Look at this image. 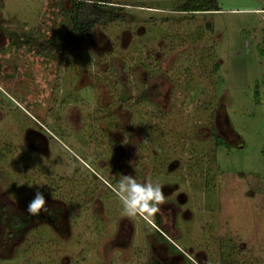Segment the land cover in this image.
Segmentation results:
<instances>
[{
  "label": "rangeland",
  "instance_id": "rangeland-1",
  "mask_svg": "<svg viewBox=\"0 0 264 264\" xmlns=\"http://www.w3.org/2000/svg\"><path fill=\"white\" fill-rule=\"evenodd\" d=\"M112 1L125 20L63 49L70 0H0V264H264V0H214L220 10L193 16L181 0ZM111 113L127 134L113 153ZM32 129L47 152L26 143ZM99 159L163 185L160 226L121 213L96 230L102 202L116 211L89 173ZM52 184L60 195L42 213L60 204L61 233L26 210ZM12 213L29 218L18 234Z\"/></svg>",
  "mask_w": 264,
  "mask_h": 264
},
{
  "label": "trees",
  "instance_id": "trees-1",
  "mask_svg": "<svg viewBox=\"0 0 264 264\" xmlns=\"http://www.w3.org/2000/svg\"><path fill=\"white\" fill-rule=\"evenodd\" d=\"M173 7H175V10L179 12L192 14V16L194 14H203V13L208 14L209 11L213 12L220 10V7L217 6L214 0H181L176 2V6ZM121 8L124 7L113 5L112 0H95V2L92 4L86 3L85 0H70V6L68 9H66V14H65L69 22V26L67 28L68 33L60 38L61 41L59 40V42H61L63 49L67 47H75L79 45L83 37L89 34L98 25H103L114 21L125 20L126 13L123 12L122 11L123 9ZM205 27L206 29H211L212 26L210 23L207 22ZM26 37L30 39L28 36ZM136 65L138 67L140 66V64H136ZM70 95H71L70 93L66 94L65 95L66 97L64 98L71 97ZM141 96H143V94ZM121 98H125V97H121ZM115 117L116 116L114 114L112 113L110 114V119L108 120V122L110 123V127L107 125L108 126L107 129L111 130L112 127H117L118 125H119L118 128L119 129L121 128L120 124L117 125V121H116L117 119H115ZM55 126H56L55 130L57 134H59L60 136H64V134L61 131L62 127H59V125L57 124ZM102 132L106 133V131L104 130H102ZM85 136H86V132H82V134L80 132V138L83 137L82 139H85ZM212 138L214 140V145L219 143L220 139L219 136L216 135L215 131L212 133ZM212 161H213V156H212ZM197 165H199V162L187 166L189 172L195 174ZM58 187L59 186L52 184L50 186L44 187L43 192L46 194L45 196L49 198L57 199L60 195L57 192ZM63 203L68 204L67 201H63ZM69 205L70 204H68V206ZM5 216H7V214L4 213L2 218L4 219ZM27 221H29V218L26 217L24 218L19 213H12L7 217L8 230H14L18 234L21 232L22 227L25 224H27ZM155 224L156 225L160 224V220L158 216H156L155 218ZM155 236L159 240H163L167 242L170 252L176 251L175 247L169 242V240L165 236H163L161 231L155 230ZM1 257L9 258L10 256L9 257L2 256V254H0V258ZM153 264H159V262L154 261Z\"/></svg>",
  "mask_w": 264,
  "mask_h": 264
},
{
  "label": "clouds",
  "instance_id": "clouds-1",
  "mask_svg": "<svg viewBox=\"0 0 264 264\" xmlns=\"http://www.w3.org/2000/svg\"><path fill=\"white\" fill-rule=\"evenodd\" d=\"M85 2L92 4L95 0H85ZM162 187L163 185L159 182H140L134 176L124 175L115 186L114 192L121 202L123 215L154 217L167 203ZM39 188L40 186L36 187L33 198L29 201L26 209L33 216L39 215L42 211H48L47 198Z\"/></svg>",
  "mask_w": 264,
  "mask_h": 264
},
{
  "label": "flooded vegetation",
  "instance_id": "flooded-vegetation-1",
  "mask_svg": "<svg viewBox=\"0 0 264 264\" xmlns=\"http://www.w3.org/2000/svg\"><path fill=\"white\" fill-rule=\"evenodd\" d=\"M117 130V131H116ZM115 131L116 132H113V133H111V132H107V133H104V134H106L107 136H109V141L111 140V149L112 150H110V152L111 153H113V152H115V147L118 145V144H120L121 143V139L123 138H126V135L127 134H121V132H120V129L118 128V129H116ZM108 131H109V129H108ZM53 132V131H52ZM54 134H56L55 132H53ZM103 133V132H102ZM26 135H27V137H26V143L28 144V146L30 147V148H32L33 150H35V151H37L39 154H43L44 152H47L48 151V140L44 137V135L41 133V132H39L37 129L35 130V129H32V130H28V133H26ZM58 136V137H57ZM52 138H54L56 141H59V143L62 145H64L69 151H71L70 150V147L68 146V145H66V144H64L65 142L59 137V135H53L52 134ZM51 139V138H50ZM53 139H51V141H52ZM54 141V140H53ZM55 142V141H54ZM56 143V142H55ZM51 144V143H50ZM57 144V143H56ZM97 147H98V145H96ZM97 151H98V149H97ZM36 152V153H37ZM99 156V154L98 153H95L94 155H93V158H97ZM114 156H112V158H113ZM100 160L101 161H103V162H106L107 160H105V159H99V167L98 166H96L97 167V169L96 170H99V171H103V173H104V176H105V174H106V176L104 177L103 175L102 176H100V173H99V171H95L94 169L92 170L90 167V175L91 176H93V177H96L98 180H96V181H98L99 183H104V185L107 187H109L110 189H113L114 190V188H115V185L110 181V177H108L107 176V173L110 171V170H108V169H104V163L102 164V163H100ZM96 161L97 160H93V162H95L96 163ZM178 161H177V164L176 165H173L172 166V168H171V170L172 169H177L176 168V166L178 165ZM107 167V166H106ZM107 168H109V167H107ZM112 168V167H111ZM105 170H107V171H105ZM170 170V169H169ZM177 172V171H176ZM179 173H180V171H178ZM101 177H103V178H101ZM180 180H181V178H179ZM79 183V182H78ZM80 185L82 186H86L85 184H81V183H79V187L78 188H81L80 187ZM102 185V184H101ZM77 186V185H76ZM174 187H171L170 188V190L171 189H173ZM88 189V188H87ZM86 190V189H85ZM56 200H58V199H56ZM59 201H61V200H59ZM62 202V201H61ZM52 205H54V206H51V207H53V210L52 209H50L49 210V216H46V215H44V212L42 213H40L39 215H38V217H37V219L38 220H47V219H50L51 221H55L56 222V225H55V223H54V225H55V227L57 228L56 230L59 232V233H61L62 231L64 232V231H67V229H65L64 227H66V226H64V224H63V220H65V217L62 215L63 214V211L64 210H60V208H62L61 206H60V204L59 203H52ZM57 205V206H56ZM65 205V204H64ZM65 208V207H64ZM66 209V208H65ZM59 213H61V214H59ZM50 214H51V216H50ZM36 217V216H35ZM52 217V218H51ZM124 217H126V216H124ZM155 218H156V216L154 217V224H155ZM159 218V217H158ZM127 219H129V218H127ZM133 219V218H132ZM160 219V218H159ZM123 220V219H122ZM130 220V219H129ZM129 220H127V222L126 221H123V222H121V224L123 223L124 225H128V224H130L131 223V221H129ZM156 225V224H155ZM161 225V222H160V224L158 225V226H160ZM62 228H64V229H62ZM157 231H161V230H159L158 228H157ZM165 242V241H164ZM155 261V260H154ZM159 262V264H161V262L160 261H158Z\"/></svg>",
  "mask_w": 264,
  "mask_h": 264
},
{
  "label": "crops",
  "instance_id": "crops-1",
  "mask_svg": "<svg viewBox=\"0 0 264 264\" xmlns=\"http://www.w3.org/2000/svg\"><path fill=\"white\" fill-rule=\"evenodd\" d=\"M247 10H251V11H258V8H254V9H247ZM44 135V134H43ZM45 137V136H44ZM110 170H112V169H110ZM107 176L108 177H110L111 179H110V181L116 186L118 183H119V181L122 179V177H120V172L117 174V175H112V174H110V173H107ZM120 177V178H119ZM104 186V188L106 189V190H108L107 192L106 191H104V193H103V195H104V197L106 198V197H108V199H112L115 203H113V204H116V207H115V209H116V211L114 212V210H111L110 208H109V206L106 204V203H103L102 202V205H101V208H100V213H99V218H97V221H96V223H97V229L96 230H98V232L101 230V229H103V226H104V221H109V220H116V216L117 215H119V216H121V213H122V210H120V209H118V207L120 206L119 204H121V202H120V200H118V198H117V196H115V192H113L109 187H106L105 185H103ZM92 193V192H91ZM87 199H88V196L86 197ZM92 199H94V196H93V198H92V195H90V197H89V199L87 200L88 202L89 201H92ZM95 199H96V197H95ZM95 202V201H94ZM95 204H96V202H95ZM112 209H113V207H112ZM103 219V220H102ZM102 223H103V225H102Z\"/></svg>",
  "mask_w": 264,
  "mask_h": 264
}]
</instances>
